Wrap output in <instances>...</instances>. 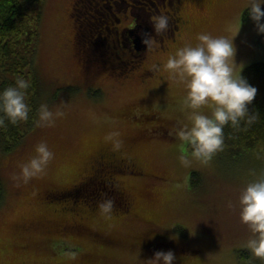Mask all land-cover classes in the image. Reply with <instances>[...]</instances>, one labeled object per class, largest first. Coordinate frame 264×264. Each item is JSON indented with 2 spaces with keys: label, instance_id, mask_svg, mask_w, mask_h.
I'll return each instance as SVG.
<instances>
[{
  "label": "rangeland",
  "instance_id": "1",
  "mask_svg": "<svg viewBox=\"0 0 264 264\" xmlns=\"http://www.w3.org/2000/svg\"><path fill=\"white\" fill-rule=\"evenodd\" d=\"M73 2L46 0L39 27V105L46 103L53 113L63 115L54 116V124H37L14 151H0L5 190L0 204V264H147L157 251L169 250L175 254V264H264L251 259L245 247L251 231L239 215L241 190L264 176V149L237 157L212 155L207 162L191 156L182 161L176 130L188 122L183 84L169 79L166 72L159 80L145 82L139 76L117 82L107 80V72L85 74L76 54ZM247 6L248 0H217L213 8L194 10L198 21L184 33L180 48L195 46L202 32L234 38V22L242 20L234 39L237 64L243 63L245 69L264 61V33L258 31ZM152 60L154 54L147 63ZM147 101L153 116L176 118L168 130L163 129L169 135L154 133L155 121H144L140 111L127 114V108ZM200 111L211 115L207 106ZM41 141L47 142L54 157L43 173L25 181L21 165L36 155ZM127 147L146 173L120 178L134 195L131 207L108 213L98 210L83 219L86 228L80 230L97 234V240L91 234L66 231L72 227L66 221L80 220L81 214L64 212L66 202L42 199L45 190L71 191L89 173L93 160L107 149ZM98 167L95 164L94 171L102 173ZM194 172L199 176L193 182ZM95 185L103 186L90 180L82 196L88 197L92 189L88 187ZM115 194L113 200L122 208L125 201ZM145 231L153 235L147 238L155 245L141 238ZM158 236L166 237L167 243L156 246ZM242 250L250 252L248 260L242 259Z\"/></svg>",
  "mask_w": 264,
  "mask_h": 264
},
{
  "label": "clouds",
  "instance_id": "2",
  "mask_svg": "<svg viewBox=\"0 0 264 264\" xmlns=\"http://www.w3.org/2000/svg\"><path fill=\"white\" fill-rule=\"evenodd\" d=\"M250 15L255 21L260 33H264V0H248ZM155 32L161 34L170 25L166 15H159L152 20ZM242 27V20L234 22L236 35L213 36L210 33L198 34V43L179 48L175 55H170L163 70L169 79L181 82L186 89L183 98V109L188 122L183 123L176 130L180 141L181 160L189 161V156L207 162L224 143V127L229 122L238 126L242 119L249 121L257 115L250 113L249 105L255 100L258 89L251 85L242 75L244 64H237V47L235 37ZM147 49L154 46V38H146ZM28 83L23 78L17 84L5 88L0 92V126L5 120L17 123L29 117L30 108L25 102L24 89ZM207 106L211 110L208 115L200 109ZM62 112L53 113L44 103L39 108L40 123H55L54 116H61ZM111 135H118L112 133ZM119 147V141H116ZM36 155L27 163L21 165L25 181L44 172L54 153L46 141H41L35 148ZM113 201L108 200L100 204V209L108 213L113 209ZM239 215L241 222L246 224L251 236L245 247L251 252V259L264 261V176L250 181L239 195ZM173 251H157L147 264H175Z\"/></svg>",
  "mask_w": 264,
  "mask_h": 264
},
{
  "label": "trees",
  "instance_id": "3",
  "mask_svg": "<svg viewBox=\"0 0 264 264\" xmlns=\"http://www.w3.org/2000/svg\"><path fill=\"white\" fill-rule=\"evenodd\" d=\"M46 0H0V92L9 86L17 84L18 79L23 78L28 83V88L24 89L25 102L29 105L30 112L29 117L26 120H20L17 123H12L10 120H5V124L0 126V151L2 153H10L20 146L25 138L36 129L37 122L39 121V99L41 94V82L37 73V57H38V45L40 38L39 27L43 18V11ZM78 35L90 34V30L86 28V25L78 24ZM76 54L79 61L85 68L92 71V73H117L118 69H114L111 65H106L102 60L90 61V58L95 56H101V53L106 54L109 48H93L91 46H85L81 42H77ZM112 54V53H111ZM110 54V55H111ZM111 64V63H110ZM88 72V71H87ZM85 73L88 75V73ZM121 72V71H120ZM242 75L248 80V82L258 89L257 96L252 104L249 105L250 113L256 114V117L249 121L247 118L242 119L238 126H233L231 122L224 127V143L222 147L217 150L213 155L221 156L226 154L231 157H237L240 154L247 153L253 149L262 147L264 149V61L255 62L244 69ZM140 109L142 115L140 118L144 121H155L154 133H160L164 137L167 134L163 132V129L168 130L173 123L176 122V118H168L161 114L156 113V117L148 112L149 103L143 104ZM135 107H129L126 109L128 115L133 114L136 111ZM2 115V113H0ZM134 115V114H133ZM169 137V136H168ZM171 140H175V137H171ZM130 150V151H129ZM126 153H125V152ZM131 147H127L119 150H106L96 161L90 171L85 175L79 184L74 185V189L71 191H63V189L52 188L47 189V195L42 199H48L49 202L60 201L66 202L63 208L64 212L79 211L81 214L80 220L73 221V225L66 231H77L78 236L86 233V235H92L97 238V234L87 232L85 223L82 224V220L89 215H94L100 209L102 202L111 200L113 201L112 210H128L131 207L132 197L127 196L123 191L118 192V189L112 182L111 178H121L122 176H143L146 175L145 169L141 163L131 153ZM118 154H124L119 156ZM121 158H131L135 164V171L132 173L129 171H117L115 165L120 162ZM103 171L105 165L108 167L106 172L100 173L94 171V165ZM92 174L93 180L102 184L103 186L88 187L91 189L88 197L84 195L85 186L87 185L86 177ZM103 175L109 176V179L102 180ZM199 176L197 172L192 174V180ZM91 181V183H92ZM109 184V186H108ZM61 189V190H60ZM49 192V193H48ZM59 192H63L62 195H56ZM65 192V193H64ZM119 195L120 199H123L125 203L122 208L113 200L112 195ZM5 196L4 183L0 176V204ZM81 196V197H80ZM41 196L39 195L38 198ZM46 202V201H44ZM78 203V204H77ZM57 210V209H56ZM60 212L59 210H57ZM74 216V215H73ZM70 225V221H66ZM58 227L60 224H57ZM85 227V230H80ZM61 230V229H60ZM86 231V232H85ZM102 234V232H100ZM105 236V235H104ZM241 256L243 260H248L250 252L248 250H242Z\"/></svg>",
  "mask_w": 264,
  "mask_h": 264
},
{
  "label": "flooded vegetation",
  "instance_id": "4",
  "mask_svg": "<svg viewBox=\"0 0 264 264\" xmlns=\"http://www.w3.org/2000/svg\"><path fill=\"white\" fill-rule=\"evenodd\" d=\"M216 4L217 0H74L71 13L76 28L74 41L75 44L79 41L87 47L109 48L106 54L101 53V56L90 58L92 62L102 60L106 65L118 69L117 73L106 74L107 80L126 82L134 76H139L142 82L159 80L165 73L162 68L167 61L165 57L176 53L183 44L184 33L196 25L198 17L194 10L213 8ZM159 15H166L170 21L169 28L161 34L155 32L152 22ZM80 23L86 25L90 34L79 37ZM146 38H154L155 41L149 50L144 43ZM153 54L155 60L148 64L147 60H151ZM80 64L85 73L89 71L81 62ZM148 109V112L151 111L149 107ZM105 168L108 169L106 165ZM114 169L132 173L135 171V164L131 158H121ZM105 178L109 179V176L103 175L102 180ZM89 179L93 180L91 173L86 181ZM110 182L117 187L118 192L124 191L127 196L134 198L131 191L122 185L119 177L111 178ZM147 236L153 235L147 231L141 233V238L146 239L152 246L155 245V241ZM158 239L160 245L156 246H162L161 244L168 241L162 236H158Z\"/></svg>",
  "mask_w": 264,
  "mask_h": 264
}]
</instances>
